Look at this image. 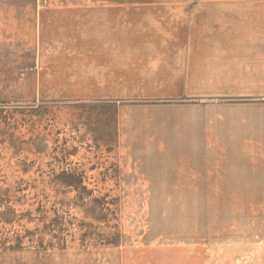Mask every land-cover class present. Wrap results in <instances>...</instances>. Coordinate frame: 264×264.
Segmentation results:
<instances>
[{
  "label": "rangeland",
  "instance_id": "rangeland-1",
  "mask_svg": "<svg viewBox=\"0 0 264 264\" xmlns=\"http://www.w3.org/2000/svg\"><path fill=\"white\" fill-rule=\"evenodd\" d=\"M185 2L220 1L0 0V264H264V196L148 195L118 148L157 102L116 75Z\"/></svg>",
  "mask_w": 264,
  "mask_h": 264
},
{
  "label": "crops",
  "instance_id": "crops-1",
  "mask_svg": "<svg viewBox=\"0 0 264 264\" xmlns=\"http://www.w3.org/2000/svg\"><path fill=\"white\" fill-rule=\"evenodd\" d=\"M209 1L220 2L161 8L186 12L116 75L143 86L132 99L157 102L132 111L116 135L157 176L148 181L160 192L148 195L264 196V0Z\"/></svg>",
  "mask_w": 264,
  "mask_h": 264
}]
</instances>
